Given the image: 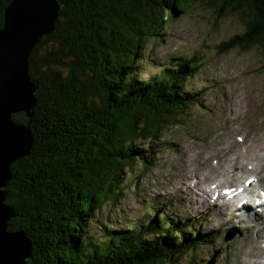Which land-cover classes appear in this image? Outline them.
Wrapping results in <instances>:
<instances>
[{
    "label": "trees",
    "instance_id": "1",
    "mask_svg": "<svg viewBox=\"0 0 264 264\" xmlns=\"http://www.w3.org/2000/svg\"><path fill=\"white\" fill-rule=\"evenodd\" d=\"M59 1L55 30L28 58L37 87L33 145L10 166V230L31 242L28 264H176L207 241L192 223L161 228L146 216L88 232L95 214L119 198L125 175L138 163L150 169L151 141L184 127L183 116L199 102L183 88L200 68L197 56L169 59L140 79L142 52L194 3L243 12V31L218 44V54L264 51V0ZM9 2L0 0V29ZM13 120L25 123L22 114Z\"/></svg>",
    "mask_w": 264,
    "mask_h": 264
},
{
    "label": "rangeland",
    "instance_id": "2",
    "mask_svg": "<svg viewBox=\"0 0 264 264\" xmlns=\"http://www.w3.org/2000/svg\"><path fill=\"white\" fill-rule=\"evenodd\" d=\"M241 14L240 8L217 11L212 5L194 3L185 13L175 15L162 26L159 41H149L142 52L138 77L145 79L157 74L159 70L155 67L169 59L197 56L200 68L183 88L199 102L183 116L184 127H174L151 141L150 169L145 171L138 163L132 173L125 175L119 198L95 214L88 226L89 233H99V225L106 223L124 228L146 216L154 218L161 228L192 223L195 231L205 236L204 240L207 238V243H200L176 264H264V255H256V250L245 243L254 239L257 244V228L244 229L249 226L245 222L253 225L256 222L243 219L231 223L229 220L217 226L218 216H205L207 207L212 205L198 200L186 182H183L185 194L176 191L172 195L179 189L178 181L192 177L182 170L185 158L193 152L204 151L203 156L207 155L214 165L220 163L219 157L211 154L216 145L225 148L224 145L233 142L238 145L237 150L250 144L257 150L264 147V51L257 47L231 49L221 54L216 51L218 44L243 31ZM241 160L264 169V154L258 156L256 151H250ZM220 182L224 181L213 179L215 186ZM249 192L241 191V195L250 196ZM195 209L201 210L194 212ZM260 245L264 251V244Z\"/></svg>",
    "mask_w": 264,
    "mask_h": 264
},
{
    "label": "water",
    "instance_id": "3",
    "mask_svg": "<svg viewBox=\"0 0 264 264\" xmlns=\"http://www.w3.org/2000/svg\"><path fill=\"white\" fill-rule=\"evenodd\" d=\"M59 0H10L0 29V264H28L32 245L24 232L11 231L15 216L6 205L10 166L30 154L29 119L36 85L29 77L28 58L39 41L55 30ZM22 114L24 124L14 122Z\"/></svg>",
    "mask_w": 264,
    "mask_h": 264
},
{
    "label": "bare ground",
    "instance_id": "4",
    "mask_svg": "<svg viewBox=\"0 0 264 264\" xmlns=\"http://www.w3.org/2000/svg\"><path fill=\"white\" fill-rule=\"evenodd\" d=\"M224 146L226 147L221 148L222 145L221 146L216 145L214 150L212 151L211 154L217 155L220 160V163L217 162V164L214 163V165H212L213 161L212 163L208 161L207 155L203 156L204 151L202 150L195 151L192 154H190V156L185 158L184 162H186V164H184V169L182 171H188L192 175V177L190 179L183 178L180 181H178L177 184L179 185V189L174 190L172 192V195H174L176 191H180L183 194H185L186 188L183 182H186L187 185L190 186L193 194L197 197L198 200H200L204 204L207 203L212 205L210 206L212 208L207 207L205 216L207 214H210L211 218L218 216L219 224L218 225L216 224L217 226H222L223 224L229 222V220L230 221L235 220L237 222H239L240 220L243 221V219L253 220L254 222H256L254 225L244 221L245 224L249 225L244 227V229L249 230L252 229L253 227L257 228V234H256L257 244H254V239H251L250 241L245 243H247V245H251V247L256 250L255 251L256 255H264V251L262 250L260 245V244H264V221H263L264 213L262 211L259 212L255 211L252 215H250L247 212L242 214L236 208L231 209V207L233 206L228 205L227 199L225 197H221L218 194H214L215 192L222 191V189L223 190L230 189L233 192L234 196L236 193H239V195L241 196L242 194L241 191H245V192L250 191L249 193L252 194L254 193V191H257L259 189L263 190L264 169L261 170L258 167H256L253 163L249 164L247 161H242L241 157L242 155L247 154L250 151H256L258 156L263 155L264 147L257 150L258 148L253 149L252 145L250 144L249 146L244 147L241 150L239 149L237 150L236 147L238 145L233 142L227 143V145ZM202 159H206V161L203 162ZM248 166H252V168ZM197 177H201L202 180L198 181ZM216 178H219L224 182H220L218 184L214 183L216 184L215 186L213 185V179L215 180ZM248 181H251L252 182L251 184L254 183V185L251 186V184H249L247 186L246 183ZM199 182H203V185H200ZM177 184L175 186H177ZM225 185L227 186L224 187ZM217 186H219L220 189H218ZM244 195L248 196V194L245 193ZM222 199H224L225 202L219 201ZM210 200L213 201V204L209 202ZM217 203L219 205H217ZM253 206L254 205H249L248 208L252 209ZM221 207L222 208L224 207L225 209H222ZM200 210L201 209H195L193 211L197 212ZM219 210L221 211V213L219 212ZM224 218L227 219L223 220ZM208 219L209 218L206 219V222ZM240 238L241 237H239L238 239ZM253 260H258V259L255 258ZM258 263L259 262H254V264H258Z\"/></svg>",
    "mask_w": 264,
    "mask_h": 264
}]
</instances>
